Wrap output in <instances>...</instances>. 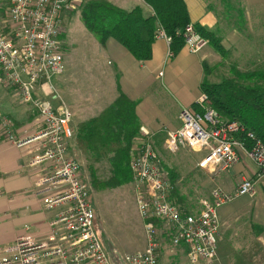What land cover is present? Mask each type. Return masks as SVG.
I'll use <instances>...</instances> for the list:
<instances>
[{"label": "built area", "instance_id": "built-area-1", "mask_svg": "<svg viewBox=\"0 0 264 264\" xmlns=\"http://www.w3.org/2000/svg\"><path fill=\"white\" fill-rule=\"evenodd\" d=\"M79 3L11 0L5 22L0 15V85L15 88L20 102L41 119L35 131L19 134L13 117L0 111V146L7 143L28 149L26 167L47 165L35 179L33 192L40 197L43 210L51 213L45 237L30 234L29 226L24 225L25 232L0 247V264H113L114 257L96 229L81 164L69 155L74 139L72 112L53 80L66 69L62 14ZM181 35L189 53H197L207 44L192 23L181 30ZM159 38L169 46L170 37L158 24L154 39ZM194 104L199 110L182 107L179 127L164 129L166 151H204L198 165L211 178L239 162L240 154L249 158L256 170L252 176L243 177L232 192L214 186L200 199L198 211L190 212L171 197L167 172L151 139L153 133L140 126L145 139L132 154L129 166L145 246L117 259L122 264H159L157 220L167 225L171 243L185 248L188 264H217L218 208L238 196H251L256 183L264 182V143L240 122L220 117L204 92Z\"/></svg>", "mask_w": 264, "mask_h": 264}, {"label": "crops", "instance_id": "crops-1", "mask_svg": "<svg viewBox=\"0 0 264 264\" xmlns=\"http://www.w3.org/2000/svg\"><path fill=\"white\" fill-rule=\"evenodd\" d=\"M125 10L139 6L144 16L152 14L151 8L143 0H132L129 8H124L130 0H108ZM186 4L190 23L213 31L220 36L221 44L227 56L221 57L206 44L199 52L189 53L183 45L176 54L167 57L169 46L162 39L152 43V56L149 60H136L116 40L108 39L102 46L101 59H96L89 70L95 71L96 84L93 98L75 101L68 91L67 72L73 67L70 55L65 56V71L56 77L55 87L65 104L81 121L99 115L118 95V88L128 98L134 100L135 114L139 125L153 133L156 145L163 142L164 129L180 126L179 114L182 107H193L201 93L200 84L206 75L204 66L220 67L222 62L232 71L244 70L264 61V0H183ZM120 2L121 5H119ZM243 13L240 24L238 11ZM112 65V66H108ZM249 65V67H247ZM163 69H160V68ZM253 70V69H252ZM159 72L162 73L159 76ZM110 80L105 86L104 79ZM226 78L230 77L228 75ZM217 83L220 81H210ZM61 86V87H60ZM11 88V87H10ZM0 86V111L10 114L16 122L19 134L35 131L41 124L35 111L20 102L17 91ZM63 94H61V93ZM72 113V114H73ZM76 117V116H75ZM73 120V117H72ZM73 127V125H72ZM180 150L181 157L192 169L202 175L198 166L204 156L187 154ZM28 149H20L2 143L0 146V247L11 244L25 232L42 238L48 232V219L40 197L33 192V183L40 171L47 165L26 167ZM195 170V171H194ZM256 168L245 155L228 171L211 178L204 172L208 183L232 192L243 177H250ZM203 178V179H204ZM197 182V181H196ZM209 192L206 194V196ZM205 196V197H206ZM198 206L192 208L198 211ZM189 210V211H191ZM220 221V233L217 244V264H262L264 261V182H257L254 193L236 197L233 201L220 206L217 210ZM182 247V246H181ZM184 250L185 248L182 247ZM186 256V252H185Z\"/></svg>", "mask_w": 264, "mask_h": 264}, {"label": "trees", "instance_id": "trees-1", "mask_svg": "<svg viewBox=\"0 0 264 264\" xmlns=\"http://www.w3.org/2000/svg\"><path fill=\"white\" fill-rule=\"evenodd\" d=\"M143 1L151 8L152 14L144 16L139 6L125 10L108 0H86L81 4L80 18L100 44L114 38L138 61L151 58L154 34L159 24L170 37L171 54H176L183 46L181 30L190 23L185 2ZM238 20L241 24V10L238 11ZM193 25L216 53L221 57L227 56L220 36L199 24ZM200 90L207 94L220 117L240 122L264 143V87L239 86L232 78L217 83L204 78ZM135 104L118 88V95L109 106L99 115L81 121L74 131V143L80 151L91 154L95 162L106 158L111 165V176L105 181H98L94 171L91 173V181L96 188H114L132 180L130 146L139 135L140 127ZM168 176L173 198L177 195L175 175L168 171Z\"/></svg>", "mask_w": 264, "mask_h": 264}, {"label": "rangeland", "instance_id": "rangeland-1", "mask_svg": "<svg viewBox=\"0 0 264 264\" xmlns=\"http://www.w3.org/2000/svg\"><path fill=\"white\" fill-rule=\"evenodd\" d=\"M10 1L11 0H0V15L2 22H5L7 18L6 9L9 7ZM79 1V5L77 4L70 11L62 14L61 35L65 56L66 54L70 55V59L73 62V67H70L68 69L69 72H67L68 75H70V73H72V75L69 79H66V87L77 102L81 97L84 99L93 98V91L96 89L95 84L97 75H95V71L89 70L88 66H92V63L97 66L98 62H95V60L101 59L99 56L100 53H102V46H104L97 41L95 36L89 32L82 23L80 8L82 2L86 0ZM124 1L125 0H123V2ZM123 2H120L119 5ZM131 5L132 0L127 1L124 8H129ZM7 26L8 23L6 27ZM261 63L262 64H260L258 68H255L256 66L249 67V65H247V67H249L247 69H235L232 71L229 69V65L222 62V65L220 67H215V69L207 65L205 70L206 75L211 74V76L207 77L210 81H222L226 78L225 76L228 75L230 76L228 78H232L239 86L264 87V61ZM160 69L163 68L161 67ZM54 79L55 78H53V80ZM104 83L105 86H109L110 80L106 77ZM8 88L11 89L10 87ZM190 108L196 109L195 104L194 108ZM197 110L199 109L197 108L196 111ZM71 112L73 113V111ZM72 117V125L75 131L77 125L80 123V118L74 115V113ZM153 136L151 138L153 145L160 154L162 165L167 175L168 171H171L175 175L174 185L177 189V195L173 196L175 202L188 210L195 208L198 206L200 199L204 198L214 185L210 186L208 180L204 178V175H207V173L204 172L205 170L203 169H197V171L201 170L202 175H200L199 172V174H196L199 179H195L192 175V169H185L184 167L186 164L189 165L190 160L185 162L179 152L185 149V153L194 154L195 156H201L203 152L194 153L193 149L181 148L177 153L171 154L164 148L165 136L163 142H160L159 145L155 144ZM144 139L145 138L142 137V134L139 132V135L130 146L129 163L132 154ZM69 155L77 159L81 164L83 178L90 189L91 202L95 213L96 229L106 249L115 259L121 258L126 253L142 250L145 246V236L136 209L132 183L129 181L114 188H96L91 181V173L94 171L98 181L107 180L112 173L111 165L108 160L103 158L95 162L91 154L84 153L76 147L74 139L70 142ZM179 198L180 200L178 201ZM190 212L193 211L191 210ZM156 225L159 230V264H188L185 250L181 246H175L171 243L170 237L167 234V225L159 220L156 221ZM262 264H264V261Z\"/></svg>", "mask_w": 264, "mask_h": 264}, {"label": "water", "instance_id": "water-1", "mask_svg": "<svg viewBox=\"0 0 264 264\" xmlns=\"http://www.w3.org/2000/svg\"><path fill=\"white\" fill-rule=\"evenodd\" d=\"M113 264H122L119 260L112 258Z\"/></svg>", "mask_w": 264, "mask_h": 264}]
</instances>
